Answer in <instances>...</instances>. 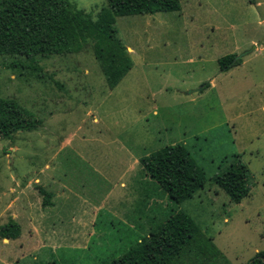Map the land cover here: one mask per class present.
Listing matches in <instances>:
<instances>
[{"label":"rangeland","instance_id":"rangeland-1","mask_svg":"<svg viewBox=\"0 0 264 264\" xmlns=\"http://www.w3.org/2000/svg\"><path fill=\"white\" fill-rule=\"evenodd\" d=\"M69 1L92 17L106 5ZM179 2L178 11L115 18L132 67L113 88L90 45L32 61L0 56V97L41 120L0 137V226L19 227L17 238L0 236V264H98L177 208L221 255L187 252L176 264H247L264 250V0ZM229 53L240 64L220 70ZM176 143L207 178L177 205L139 163ZM232 154L251 173L237 203L211 180Z\"/></svg>","mask_w":264,"mask_h":264},{"label":"trees","instance_id":"trees-1","mask_svg":"<svg viewBox=\"0 0 264 264\" xmlns=\"http://www.w3.org/2000/svg\"><path fill=\"white\" fill-rule=\"evenodd\" d=\"M179 9V0H106V5L92 17L69 0H0V56H23L32 61L36 56L76 53L90 45L108 88H113L132 67L126 47L117 35L115 18ZM240 62L235 53L217 58L220 70ZM17 65L24 66L17 62L9 66ZM28 66L36 69L32 64ZM40 124V119L15 100L0 97V137L10 139L14 133L34 130ZM224 159L226 167L211 180L230 201L237 203L249 193L251 173L238 154ZM139 163L176 205L190 199L207 181L191 152L180 143L141 156ZM39 190L42 204L49 205L51 193ZM18 233V224L13 219L0 226L3 238L14 239ZM187 252L204 257L221 255L193 217L177 208L123 253L98 264H176ZM247 264H264V250L257 251Z\"/></svg>","mask_w":264,"mask_h":264},{"label":"water","instance_id":"water-1","mask_svg":"<svg viewBox=\"0 0 264 264\" xmlns=\"http://www.w3.org/2000/svg\"><path fill=\"white\" fill-rule=\"evenodd\" d=\"M241 56V55H240ZM240 56H235V59L240 58Z\"/></svg>","mask_w":264,"mask_h":264}]
</instances>
